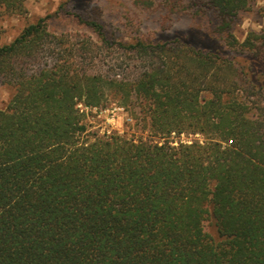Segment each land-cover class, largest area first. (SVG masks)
Masks as SVG:
<instances>
[{"label": "trees", "instance_id": "obj_1", "mask_svg": "<svg viewBox=\"0 0 264 264\" xmlns=\"http://www.w3.org/2000/svg\"><path fill=\"white\" fill-rule=\"evenodd\" d=\"M25 1L0 0V84L13 90L0 108V264H264V34L227 40L247 62L183 36L116 42L96 3L68 0L56 15L99 43L52 32L53 15L1 43ZM251 1L162 0L159 27L210 14L229 39ZM104 48L138 59L139 75L95 70ZM109 95L132 115L140 100L131 127L149 135L92 131L85 108Z\"/></svg>", "mask_w": 264, "mask_h": 264}, {"label": "rangeland", "instance_id": "obj_2", "mask_svg": "<svg viewBox=\"0 0 264 264\" xmlns=\"http://www.w3.org/2000/svg\"><path fill=\"white\" fill-rule=\"evenodd\" d=\"M68 0H26V15H9L5 16L1 21L4 29V36L1 43L10 42L24 28L27 23L35 22L38 18L47 15H53L50 20V30L56 34H84L99 43L97 35L89 28L78 24L73 18L65 15L61 11L60 15H56L60 5ZM90 3L98 5V17L104 25L106 35L109 40L116 42H132L139 35H154L158 39H172L176 36L187 37L189 42L198 47L208 49L213 42L222 44L224 53L230 57L236 55L239 61L247 62L243 56H238L227 45V40L237 39L243 42L250 31L264 34V0H252L251 7L241 12L233 22L231 28V36L220 35L215 33L214 29L217 20L213 15H193L183 14L176 15L172 21V27L167 31H161L158 19V5L162 0H150L153 5L149 10L142 9V4L138 0H89ZM74 9L81 7L84 0H72ZM155 12H152V11ZM155 33V34H154ZM201 34L208 35V41H199L196 36ZM105 55L101 61L95 65V70L108 76L119 74L120 77L133 78L139 75L142 69L138 59L128 58L124 54H118L115 51L104 48ZM123 61V62H122ZM13 94L10 86L0 84V108H4ZM205 97L208 95L205 93ZM133 110L134 115L126 107L121 105L117 96L109 95L107 101L98 108H89L87 111V122L90 129L103 136L113 133L124 134L130 137L132 134L147 136L148 127L142 125V129H138L132 125L131 115L136 119H141L142 104L140 100L135 99ZM133 118V119H134ZM147 125V124H146ZM174 140L191 141L192 139H200V135L187 136L181 135L179 138L174 136Z\"/></svg>", "mask_w": 264, "mask_h": 264}, {"label": "built area", "instance_id": "obj_3", "mask_svg": "<svg viewBox=\"0 0 264 264\" xmlns=\"http://www.w3.org/2000/svg\"><path fill=\"white\" fill-rule=\"evenodd\" d=\"M79 106H80L81 108H83L82 105H79ZM88 109H89V108H85V110H88Z\"/></svg>", "mask_w": 264, "mask_h": 264}]
</instances>
